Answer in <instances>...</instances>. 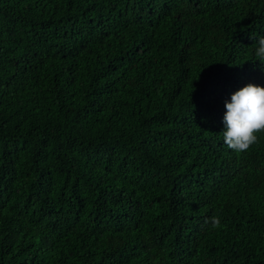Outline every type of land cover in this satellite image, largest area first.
<instances>
[{
  "label": "trees",
  "instance_id": "16d2710c",
  "mask_svg": "<svg viewBox=\"0 0 264 264\" xmlns=\"http://www.w3.org/2000/svg\"><path fill=\"white\" fill-rule=\"evenodd\" d=\"M259 37L264 0H0V264H264V132L220 135Z\"/></svg>",
  "mask_w": 264,
  "mask_h": 264
},
{
  "label": "clouds",
  "instance_id": "9594fccd",
  "mask_svg": "<svg viewBox=\"0 0 264 264\" xmlns=\"http://www.w3.org/2000/svg\"><path fill=\"white\" fill-rule=\"evenodd\" d=\"M254 47L255 57L264 65V37L257 38ZM224 108V129L220 133L224 145L236 153L248 151L264 132V87L251 83L245 85L231 94ZM210 223L213 229L221 226L218 216H213Z\"/></svg>",
  "mask_w": 264,
  "mask_h": 264
}]
</instances>
